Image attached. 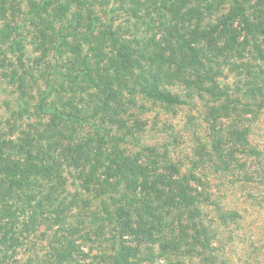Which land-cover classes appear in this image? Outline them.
I'll list each match as a JSON object with an SVG mask.
<instances>
[{
    "label": "trees",
    "instance_id": "16d2710c",
    "mask_svg": "<svg viewBox=\"0 0 264 264\" xmlns=\"http://www.w3.org/2000/svg\"><path fill=\"white\" fill-rule=\"evenodd\" d=\"M20 15L44 68L37 121L0 141V264H264V167L248 163L262 156L264 0H25ZM196 98L187 170L140 144L134 114Z\"/></svg>",
    "mask_w": 264,
    "mask_h": 264
},
{
    "label": "rangeland",
    "instance_id": "374dc122",
    "mask_svg": "<svg viewBox=\"0 0 264 264\" xmlns=\"http://www.w3.org/2000/svg\"><path fill=\"white\" fill-rule=\"evenodd\" d=\"M24 1L25 0L21 3V0H0V141L2 142L14 140L17 134L25 129L26 124H33L37 121V116L33 115V110L31 108V105L34 104V95L32 93L35 90L32 88L34 81L31 79L33 78L31 75L33 74L34 78H38L44 67L41 66L42 64H39L36 68L34 67V59L42 55V53L38 54L36 52L38 51L37 44L39 40L35 39L36 31L33 26H35L37 22L34 20L20 22L22 18L20 14L24 6ZM113 14L121 15L123 13L115 11ZM113 14H111V16H113ZM122 18L117 17L114 26L123 23L124 18ZM12 20L18 24L22 23V25L25 26L22 35L16 38L10 30H14L15 26L18 24H14ZM49 55L51 56V54ZM49 55L45 60L50 61L51 58ZM64 61L65 59L63 57L60 65L63 64ZM52 63L55 64L54 61H52ZM60 65L58 64L57 66ZM31 67L35 69L31 70ZM226 77L227 76H224L217 81L218 86H220L219 84L223 86V84L228 82ZM231 77H233L232 74L229 75V82ZM233 79L236 81L235 77H233ZM179 89L178 87V89L174 90L183 93L182 90ZM203 104L202 101L196 98L193 100L191 107L180 106L170 112H164L157 106H152L149 101L141 100L138 102V105L142 106L143 109L139 110V108H136L134 114V118H136L144 128L141 134L142 139L140 144L156 145L159 149H167L168 152L172 153V160L174 162H181L188 170L190 167L188 158L194 153L193 147L195 145V138L191 132L192 129H190L192 126L186 129L188 126L185 124V121L188 116L195 117V126L199 128V124H201V115L204 112ZM128 123L132 124L131 118L128 119ZM165 124L173 126V130L169 132L163 130ZM173 137H175V141ZM251 142L254 147L261 150L262 156L261 159L250 157L248 163L252 168H256L257 164H261L264 167V122L254 125ZM137 149L138 147H132V150ZM262 188H264V185ZM234 191L236 194L239 193L236 190ZM227 198L228 201L231 202L234 200V195H229ZM257 214L258 213H256V215ZM257 216V218L252 219V224L258 223L260 226L264 227V214H259ZM252 217H255L254 214ZM245 223L243 224L244 227ZM247 224L252 226L248 221ZM42 235L43 234L38 233L37 237H30L33 240H28L36 243L35 250L39 251L47 242L46 238L42 237ZM233 247L239 250L243 247V244L235 242ZM36 254H38L37 251L29 250L24 252L20 257L25 258V260L27 257L32 259L33 257L35 258ZM35 263L36 260L32 264Z\"/></svg>",
    "mask_w": 264,
    "mask_h": 264
}]
</instances>
